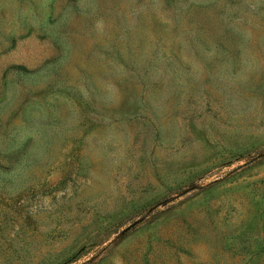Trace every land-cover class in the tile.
<instances>
[{"label": "rangeland", "instance_id": "1", "mask_svg": "<svg viewBox=\"0 0 264 264\" xmlns=\"http://www.w3.org/2000/svg\"><path fill=\"white\" fill-rule=\"evenodd\" d=\"M0 264H264V0H0Z\"/></svg>", "mask_w": 264, "mask_h": 264}, {"label": "water", "instance_id": "2", "mask_svg": "<svg viewBox=\"0 0 264 264\" xmlns=\"http://www.w3.org/2000/svg\"><path fill=\"white\" fill-rule=\"evenodd\" d=\"M136 223H137V221L131 223L129 226H127L126 228H124V229L120 232V234H123V233H125L126 231H128V230H129L132 226H134Z\"/></svg>", "mask_w": 264, "mask_h": 264}]
</instances>
